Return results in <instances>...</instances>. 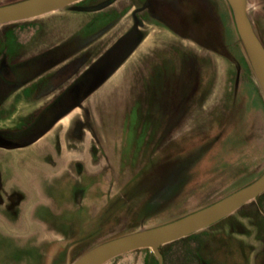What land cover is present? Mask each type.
Here are the masks:
<instances>
[{"label": "rangeland", "instance_id": "obj_1", "mask_svg": "<svg viewBox=\"0 0 264 264\" xmlns=\"http://www.w3.org/2000/svg\"><path fill=\"white\" fill-rule=\"evenodd\" d=\"M21 1L0 0V7ZM206 1L216 19L217 35L210 41L222 55L147 20L143 45L83 109L31 147L0 149V264H74L92 248L201 211L263 175V92L229 3ZM142 3L120 0L113 8L126 13ZM246 7L264 46V0H247ZM178 14L170 18L171 28L179 29L181 18L211 49L207 19L199 12ZM76 19L68 7L1 25L0 60L17 63L52 49L71 35L64 28L78 24ZM128 20L107 38L120 37ZM7 37L14 46L9 53L3 48ZM158 71L169 73L161 92L160 74L151 80ZM177 83L186 93L199 83L200 100L183 124L168 125L163 122L165 95H173ZM154 87L156 94L163 93L153 112L159 123L149 111L158 98L152 95ZM43 104L15 94L3 105L9 117L4 125L19 123ZM224 237L258 252L254 245L264 238V194L219 224L163 247L165 264H201L200 258L213 253L214 264H224ZM106 264L158 260L142 249Z\"/></svg>", "mask_w": 264, "mask_h": 264}, {"label": "crops", "instance_id": "obj_2", "mask_svg": "<svg viewBox=\"0 0 264 264\" xmlns=\"http://www.w3.org/2000/svg\"><path fill=\"white\" fill-rule=\"evenodd\" d=\"M119 1L78 2L70 6L69 10L72 15L76 16L79 23L64 28L71 35L63 37L57 46L17 63H9L6 59L0 60V85L3 79L10 80V85H18L10 88L5 97V99L9 97L6 102L11 100L15 94L21 93L23 99L44 103L39 110L25 115L19 123L14 125H4L9 119L4 114L0 127L14 128L33 116H42V120L49 123L29 141L11 146L14 147L12 149H0H24L45 138L57 124L77 109H83L92 97L103 90L111 78L121 72L123 66L136 54L147 37L144 29L146 21L143 26L141 23L144 4L134 5L125 13L118 11V8H113ZM90 15L94 16L87 22L79 20L82 16ZM125 18H129V27L124 33L118 38H107L109 32ZM7 39L3 48L9 53L14 50V46L10 41L11 38L7 37ZM23 85L26 86L17 90ZM1 87H4V84ZM2 108L3 105L0 109L1 114H3ZM0 136L3 137L1 133ZM241 237L244 238L243 235ZM260 241L254 245L258 252H254V250L250 251V248L240 247L242 243L238 240L231 237L225 240L224 237L223 247L226 250L222 255L224 264H258L260 258L264 264V238ZM215 258L213 253L212 257L207 256L199 260L201 264H214L213 259Z\"/></svg>", "mask_w": 264, "mask_h": 264}, {"label": "water", "instance_id": "obj_3", "mask_svg": "<svg viewBox=\"0 0 264 264\" xmlns=\"http://www.w3.org/2000/svg\"><path fill=\"white\" fill-rule=\"evenodd\" d=\"M81 1L86 0H23L1 6L0 26L49 15ZM227 2L233 13L235 27L241 39L240 42L248 56V61L264 97V46L248 17L247 0H227ZM0 148L12 149L14 147L6 144L5 139L0 136ZM263 194L264 173L256 182H252L240 191L234 192L201 211L148 231L144 230L109 240L89 250L74 264H106L128 252L142 249L150 250L158 260V264H165L164 256L161 253L163 247L220 223Z\"/></svg>", "mask_w": 264, "mask_h": 264}, {"label": "flooded vegetation", "instance_id": "obj_4", "mask_svg": "<svg viewBox=\"0 0 264 264\" xmlns=\"http://www.w3.org/2000/svg\"><path fill=\"white\" fill-rule=\"evenodd\" d=\"M143 1H144V3H143L144 4L143 5L144 11L141 12V13H143V17L141 18L142 19V22H141L142 26L145 24V21L153 20V23L168 29L170 31V33L176 34V35H178L182 38H186L190 41L197 42L200 45H202L203 47L205 46V48L207 50H209V51H211L217 55H222L221 50L217 46H215L213 43H211V41H210L211 40L210 35H212V34L217 35L214 31L215 27H216L214 24L216 22V19H215V17H213L211 12L209 11V7L207 6L208 4H207L206 0H143ZM178 11L181 12L182 15H187V14L188 15H190V14L194 15V14H197L199 12L200 16L203 15L204 19H207L208 30H206V32H207L206 33V35H207L206 42L208 43L209 48H211V49H208L206 47V45L203 44V42L198 40L197 36L194 35L188 29V27L185 24V21H183L181 18L179 20L180 21V26H179L180 28L176 29V30L171 28V26L168 24V22H169L170 18H172V15H177V16L179 15ZM180 59L182 60L184 58H180ZM158 74H160L159 77H160V81H161L159 92H161L162 90L165 91L166 88L163 86V85H165L164 84V78L168 77V76H166V74L169 75V73L168 72L165 73L163 71H158V72H156V74H154V76L151 78V80H154ZM169 77H171V76H169ZM9 82H10V80L3 79L1 85L4 84V87H1V85H0V109H1V106L4 105L6 100L9 98L8 97L5 99L10 88L18 86L17 84L16 85H10ZM153 84H154V82H153ZM193 84L194 83H192L191 87H193ZM198 84L199 83H197L192 88V90H189V93H186V91L183 92V90L180 89L179 84L177 83V89L173 93V95L168 94V93L165 95L166 105H165V110H164L163 122L168 123V125L178 124V123L183 124L185 116H187L186 113L188 114L189 110H192V108L194 107V104L197 105L198 101L200 100L199 97H196V93L199 91ZM26 85L21 86L17 90L24 88ZM153 91L154 92H152V95L155 97L161 96L163 94V93L162 94H160V93L156 94V92H158V90L155 87H154ZM180 92H181V95H180L181 99L178 100L176 98V96H178V94ZM184 93H186V95ZM174 96H175V99H173ZM158 102H159V97L155 98L153 100V103L149 109V111H151V114H153V116H151V117L149 116V117L152 118V121L157 122V123H159L161 121L155 120L156 118H155L153 112H156V111L158 112V110H159L158 107H160V104ZM183 106H186V109H187L186 112H185V110H183ZM3 115L4 114H1V111H0V122H1V118ZM48 124H49L48 122L42 120V116H33L29 119H26L23 123H21L20 126H15L14 128L9 127V126L8 127H0V133L4 137L6 144H8L9 146H16V145H21L25 141L26 142L29 141L32 138V136L39 133L43 128H46ZM77 127H78V125H77Z\"/></svg>", "mask_w": 264, "mask_h": 264}, {"label": "trees", "instance_id": "obj_5", "mask_svg": "<svg viewBox=\"0 0 264 264\" xmlns=\"http://www.w3.org/2000/svg\"><path fill=\"white\" fill-rule=\"evenodd\" d=\"M192 236V235H191ZM191 236H189V237H187L186 239H188V238H190ZM186 239H183V240H186ZM182 240V239H181ZM181 240H179V241H181ZM182 240V241H183ZM176 243V242H175ZM172 244H174V243H172ZM163 250V249H162ZM161 250V253L163 254V251ZM163 256H164V254H163ZM165 258V257H164Z\"/></svg>", "mask_w": 264, "mask_h": 264}]
</instances>
